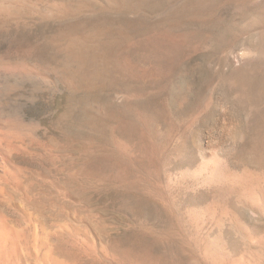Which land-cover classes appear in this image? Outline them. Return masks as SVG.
I'll return each mask as SVG.
<instances>
[{"label": "rangeland", "instance_id": "rangeland-1", "mask_svg": "<svg viewBox=\"0 0 264 264\" xmlns=\"http://www.w3.org/2000/svg\"><path fill=\"white\" fill-rule=\"evenodd\" d=\"M20 1L0 23L16 264H42L41 231L66 264H264V0Z\"/></svg>", "mask_w": 264, "mask_h": 264}, {"label": "bare ground", "instance_id": "bare-ground-1", "mask_svg": "<svg viewBox=\"0 0 264 264\" xmlns=\"http://www.w3.org/2000/svg\"><path fill=\"white\" fill-rule=\"evenodd\" d=\"M22 4L23 3L20 0H0V23L4 21L5 19L12 18V17L15 18L17 14L21 13ZM8 62L7 63L0 62V195L4 193L3 191L5 190L4 189L5 185L8 183H12L13 186H17V187L21 186L20 185L21 173H20V170L17 169L16 164L14 163L12 159L13 153L16 151L15 142H16V134L18 132V129L16 126L17 124L11 121H8V120H4L1 117L2 116L1 111L3 110L1 99L4 98V97L3 98L1 97L2 96L1 94L4 91V89L7 87V84L11 82V80L16 79V76L17 77L19 75L21 76L23 73L20 72V70L17 71V68L19 69V67H16L17 63L12 64ZM62 67L64 68V66ZM192 173L195 176L202 177V182L206 185H210V184H214L219 181H222L220 180L221 174L219 172V167L216 164L214 165L201 164ZM232 181H234L236 184L241 185L244 183L245 180L241 178V179H234ZM246 181L248 180L246 179ZM242 186H247V184L242 185ZM13 228L8 226V223L5 222V220L3 219V216L0 215V264H16V259H17L16 257L19 253V241L18 240H19L20 235H19V232H17V230ZM40 233L41 234H40L39 239H36V240L32 239L31 241L32 243L29 241L32 245V249L33 250L35 249L34 250L35 257L36 256L37 258L39 257V260H40L39 262H41L42 264H66L64 261H61L54 255L53 251L49 247V244L46 240L47 237L45 236V233L43 231H41ZM211 245H214V244L209 243L205 245L204 247L205 248L204 251L206 252L207 255L211 254L209 251Z\"/></svg>", "mask_w": 264, "mask_h": 264}]
</instances>
